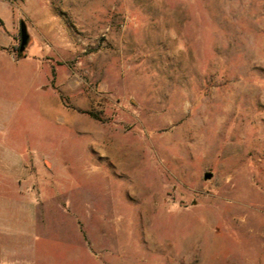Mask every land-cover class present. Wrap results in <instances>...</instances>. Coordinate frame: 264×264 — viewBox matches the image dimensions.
I'll return each instance as SVG.
<instances>
[{
    "label": "rangeland",
    "instance_id": "obj_1",
    "mask_svg": "<svg viewBox=\"0 0 264 264\" xmlns=\"http://www.w3.org/2000/svg\"><path fill=\"white\" fill-rule=\"evenodd\" d=\"M0 264H264V0H0Z\"/></svg>",
    "mask_w": 264,
    "mask_h": 264
},
{
    "label": "water",
    "instance_id": "obj_2",
    "mask_svg": "<svg viewBox=\"0 0 264 264\" xmlns=\"http://www.w3.org/2000/svg\"><path fill=\"white\" fill-rule=\"evenodd\" d=\"M20 32H21L20 52L23 53L30 43V35L28 33L27 25L24 21L21 22ZM204 177H205V180H210L212 179L213 174L206 173Z\"/></svg>",
    "mask_w": 264,
    "mask_h": 264
}]
</instances>
